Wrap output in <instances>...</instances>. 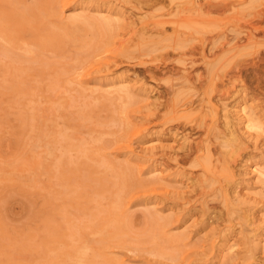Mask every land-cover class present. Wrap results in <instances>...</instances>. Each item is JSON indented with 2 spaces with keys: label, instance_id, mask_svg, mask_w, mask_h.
Returning <instances> with one entry per match:
<instances>
[{
  "label": "rangeland",
  "instance_id": "obj_1",
  "mask_svg": "<svg viewBox=\"0 0 264 264\" xmlns=\"http://www.w3.org/2000/svg\"><path fill=\"white\" fill-rule=\"evenodd\" d=\"M0 264H264V0H0Z\"/></svg>",
  "mask_w": 264,
  "mask_h": 264
},
{
  "label": "bare ground",
  "instance_id": "obj_2",
  "mask_svg": "<svg viewBox=\"0 0 264 264\" xmlns=\"http://www.w3.org/2000/svg\"><path fill=\"white\" fill-rule=\"evenodd\" d=\"M247 108V107H246ZM243 109V108H242ZM248 129V128H247Z\"/></svg>",
  "mask_w": 264,
  "mask_h": 264
}]
</instances>
